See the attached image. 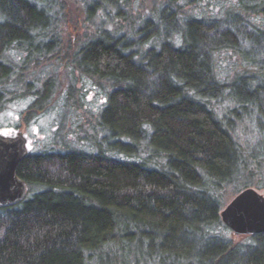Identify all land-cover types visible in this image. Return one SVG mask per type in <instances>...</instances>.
Returning a JSON list of instances; mask_svg holds the SVG:
<instances>
[{
	"label": "trees",
	"instance_id": "trees-1",
	"mask_svg": "<svg viewBox=\"0 0 264 264\" xmlns=\"http://www.w3.org/2000/svg\"><path fill=\"white\" fill-rule=\"evenodd\" d=\"M184 1L0 0V107L9 81L29 91L37 70L64 64L106 94L91 153L23 156L26 195L0 206V264H264V234L239 244L220 217L264 190V0H221L215 14ZM69 7L78 21L63 22Z\"/></svg>",
	"mask_w": 264,
	"mask_h": 264
},
{
	"label": "rangeland",
	"instance_id": "rangeland-1",
	"mask_svg": "<svg viewBox=\"0 0 264 264\" xmlns=\"http://www.w3.org/2000/svg\"><path fill=\"white\" fill-rule=\"evenodd\" d=\"M192 1L190 3H187V1L182 2L184 12L191 13L197 10L199 14H202L201 12L215 14L221 8V0ZM145 3L151 4V0H145ZM141 5L139 2L135 3L134 16L143 13L144 9ZM143 5L144 7L146 6L145 4ZM51 6H53V11H55V8L59 9L58 4L54 5L52 3ZM202 9L204 10L200 11ZM113 10L111 9L110 11L112 12ZM63 12L60 13V16H63ZM111 12L109 14L110 19L112 18ZM64 16L63 22H68L69 18H73L75 21L80 19L79 13H76L74 7H69V10L67 8ZM99 16L98 19L95 18L94 23L97 24L104 20L103 15L100 14ZM108 21L109 19L104 20L105 23ZM69 25L63 26L64 29L61 31L64 44L68 42ZM6 58L12 69H14L12 74H19L20 68L17 65H21L23 62L21 55L18 52H9ZM225 63L224 61L223 64ZM62 66L67 67L65 64ZM65 67H53V69L44 67L37 70V76H40V78H30L33 84L29 91L26 90V87L20 85L16 78L6 84L8 93L6 94L5 102L0 107V136L17 138L20 134L23 135L26 139L27 153L60 151L65 145L90 153L94 150L92 144L85 137V133L91 135L95 132L96 129L93 127L99 112L104 107L106 94L91 80H72L69 69ZM52 70L56 78L54 80V92L49 104L44 110L33 113L28 119L27 117L25 118L26 110L33 106L34 102V97L31 96V93L36 92L43 85ZM71 86L72 93L70 92V95L69 89ZM4 132L11 134L4 135ZM256 190L264 195V190ZM24 195H26V191ZM234 197L227 202L225 207ZM230 233L232 238L239 244L246 245L249 241V236H236L231 231Z\"/></svg>",
	"mask_w": 264,
	"mask_h": 264
},
{
	"label": "water",
	"instance_id": "water-1",
	"mask_svg": "<svg viewBox=\"0 0 264 264\" xmlns=\"http://www.w3.org/2000/svg\"><path fill=\"white\" fill-rule=\"evenodd\" d=\"M0 206H10L20 201L26 191L17 178L18 166L26 154V139L0 136ZM9 145V146H7ZM222 223L236 236L264 234V195L248 188L236 195L221 211Z\"/></svg>",
	"mask_w": 264,
	"mask_h": 264
},
{
	"label": "snow or ice",
	"instance_id": "snow-or-ice-1",
	"mask_svg": "<svg viewBox=\"0 0 264 264\" xmlns=\"http://www.w3.org/2000/svg\"><path fill=\"white\" fill-rule=\"evenodd\" d=\"M18 119V118H17ZM4 135H10L11 133H9V132H4L3 133Z\"/></svg>",
	"mask_w": 264,
	"mask_h": 264
}]
</instances>
